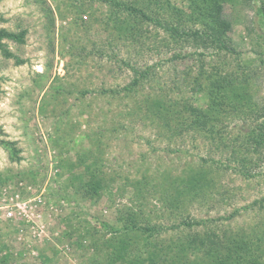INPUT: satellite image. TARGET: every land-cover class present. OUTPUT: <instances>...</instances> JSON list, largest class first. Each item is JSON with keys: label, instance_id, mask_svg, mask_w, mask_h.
Returning a JSON list of instances; mask_svg holds the SVG:
<instances>
[{"label": "rangeland", "instance_id": "obj_1", "mask_svg": "<svg viewBox=\"0 0 264 264\" xmlns=\"http://www.w3.org/2000/svg\"><path fill=\"white\" fill-rule=\"evenodd\" d=\"M259 2L227 6L235 20L231 35L240 55H227L226 69L243 66L264 101V18L257 11ZM110 11L108 5L88 0H0V28L26 30L22 44L5 39L23 63L0 50V138L18 149L15 156L0 145V176L14 177L0 184V215L7 210L2 206L20 194L23 200L36 198L28 212L37 215L38 223L28 224L19 214L8 220L2 217V254L12 256L10 264H106V241L119 235L104 222L114 223L119 209L142 210L157 223L174 222L157 190L148 186V192L143 189L145 198H138L126 185L128 178L135 181L148 175L160 180L164 171L181 173L203 157L227 163L228 151L222 155L200 139L193 148L190 136L170 138L144 117L139 103L156 97L161 86L174 96L189 95L191 90L175 89L170 81L172 63L166 59L172 52H161L164 33L150 26L153 43L148 49H153L143 50L126 38L116 39L119 32L108 18ZM126 62H159V77L127 93L123 88L134 73ZM184 67L180 63V69ZM243 126L232 129V134L237 136L239 128L246 132ZM98 157L106 176L116 181L112 192L93 200L75 192L76 176L85 172L79 159L91 164ZM260 159L250 170H264V153ZM228 162L226 169L215 170L220 176L211 197L192 204L189 213L253 235L262 230L263 217L258 206L243 207L264 197V181L246 179L237 171L240 163ZM240 207L230 220L221 218Z\"/></svg>", "mask_w": 264, "mask_h": 264}, {"label": "trees", "instance_id": "obj_2", "mask_svg": "<svg viewBox=\"0 0 264 264\" xmlns=\"http://www.w3.org/2000/svg\"><path fill=\"white\" fill-rule=\"evenodd\" d=\"M88 1L110 7L108 18L119 32L116 39L126 38L132 44L142 46L143 50L151 51L153 48L148 49L153 43L149 27L165 34L161 52H172L166 59L172 63L168 71L170 81L175 89L182 91L184 86L191 94L174 96L167 87L161 86L156 97H148L150 99L139 103L144 117L162 127L170 138L190 136L194 141L193 148L200 139L222 155L223 151L229 152L225 159L227 163L222 158L203 157L202 162L184 168L181 173L164 171L160 180L148 175L135 181L128 178L126 185L138 198H145L143 189L148 192V186L157 190L170 217L175 216L174 222L157 223L142 210L119 209L116 222H104L107 229L119 235L106 241L109 247L106 264H264V197L243 207L254 210L258 206L256 210L263 217L262 230L253 235L221 228L214 223V218H195L189 213L192 204L211 197L220 176L215 170L226 169L230 160L241 164L237 171L246 179L259 177L264 181V170H250L251 166L258 165L260 157L263 159L264 101L243 66L226 69L227 55H240L231 35L235 20L228 15L227 6L233 7L245 0ZM257 11L264 18V0H260ZM25 35V29L0 28V50L23 63L24 60L9 49L5 39L22 44ZM126 63L134 73L133 80L123 88L127 93L159 77V62ZM180 63L185 67L180 69ZM239 69L243 71L240 73ZM106 91L109 90L102 93ZM237 126H246L247 131L239 128L235 136L232 129ZM0 145L17 155L14 142L0 138ZM181 150L176 148V151ZM99 159L93 158L91 164H85L86 159H79L85 172L76 176L79 185H75V192L85 198H102L106 192H112L110 189L116 181L106 176ZM13 178L0 176V184ZM241 208L221 218L230 220ZM178 217L179 222L175 220ZM4 247L0 241V264H10L12 256L2 254Z\"/></svg>", "mask_w": 264, "mask_h": 264}, {"label": "built area", "instance_id": "obj_3", "mask_svg": "<svg viewBox=\"0 0 264 264\" xmlns=\"http://www.w3.org/2000/svg\"><path fill=\"white\" fill-rule=\"evenodd\" d=\"M36 198H31V199H27V200H23L21 199L20 194H15L9 201L7 205H4L2 207H4L6 210L5 214L0 215V221H3L2 217L4 219H11L13 218L14 214H19L25 217L26 221L28 222V224H34V225H38L37 223V215L33 214V216L29 215V210L32 209V202L35 201ZM41 216V215H40ZM35 226H32V228H34ZM40 228V226H38Z\"/></svg>", "mask_w": 264, "mask_h": 264}]
</instances>
